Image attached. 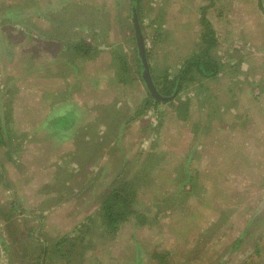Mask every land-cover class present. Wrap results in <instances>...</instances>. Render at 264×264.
<instances>
[{
    "label": "rangeland",
    "instance_id": "374dc122",
    "mask_svg": "<svg viewBox=\"0 0 264 264\" xmlns=\"http://www.w3.org/2000/svg\"><path fill=\"white\" fill-rule=\"evenodd\" d=\"M133 6L152 77L199 49L202 16L223 65L134 119L148 90L134 66ZM67 42L93 57L64 52ZM63 103L83 113L63 122L68 139ZM103 106L116 113L98 136ZM0 120V264L261 260L264 0H0ZM125 182L138 215L109 232L97 213Z\"/></svg>",
    "mask_w": 264,
    "mask_h": 264
},
{
    "label": "trees",
    "instance_id": "16d2710c",
    "mask_svg": "<svg viewBox=\"0 0 264 264\" xmlns=\"http://www.w3.org/2000/svg\"><path fill=\"white\" fill-rule=\"evenodd\" d=\"M141 0H133V4H136L137 8L140 5ZM201 24L203 26V31L200 35L201 39V46L196 51H193L189 57L185 58L181 66L178 67V69H173L172 73L166 74L164 76H158L154 77L153 80L155 83L156 88L163 96H168V99L165 100H155L148 92V96L143 99L137 110L134 112V115L132 116V119L141 117L147 110L158 104L159 102H171L173 101L178 95L180 94L181 90L185 89L188 86V82L190 83L193 81V77L195 75H199L202 79L205 78H213L216 77L223 69V65L220 62L219 59H217L216 54L214 53V49L217 46L218 42L215 37V31L211 26V23L204 17H201ZM54 33V32H53ZM49 33V34H53ZM53 35L52 37H54ZM50 36V38H52ZM132 40L134 41V49L135 52H137V47L135 43V36H132ZM89 44H80L78 42L74 43H68L65 44V50L64 52L73 53L77 56L82 55L84 58H90L93 57V49ZM150 57L149 50L147 48V58ZM116 59V65L120 67L119 72L120 73L125 66V62L123 58L121 57H115ZM136 68V72L141 76V63L140 59L138 57V54L136 53V64H134ZM151 72H154L153 69H151ZM142 80V79H141ZM120 82L125 83L124 81L119 80ZM143 82V81H142ZM144 83V82H143ZM67 105V107H65ZM174 106L180 108L181 111L183 109L186 110L187 108V102H185L183 105H177L174 104ZM60 108L63 109V115L66 117L63 118V121L61 122L63 125V122L66 119L67 124L71 125L73 124V119L78 115V109L74 105H70L69 103H63V106ZM105 112L108 116H114L116 113V110H111V107H105ZM77 113V114H76ZM54 115L52 116V119L50 121V125L54 123L55 128L61 129L60 127V121L56 118H54ZM58 121L57 123H55ZM1 122V120H0ZM50 126V128H51ZM59 126V128H58ZM66 126L63 125V130L66 129ZM1 130L2 126L0 123V142L1 137ZM56 134V133H54ZM68 136V133L62 132V135H60L61 138H65ZM3 171H1V175H3ZM129 181V180H128ZM124 182V181H123ZM131 182V181H129ZM128 184L127 182L124 183V185H117V186H111L110 190L107 192V194L103 197L100 205V212L98 214V220L101 219V222L103 221L104 227L109 231L116 233L118 230V227L121 223L129 219L131 215H135L137 218V211L134 209L133 202L135 200V192H130L129 187L125 186ZM125 186V187H124ZM128 188V189H127ZM82 227H87L86 224H82ZM89 228L87 227L85 229V232H87ZM66 240V236H64L60 244H64ZM82 238L80 241H83ZM257 256H260L264 252V242L257 248L255 251ZM259 260V259H257ZM256 260L251 259L248 260L245 264H255Z\"/></svg>",
    "mask_w": 264,
    "mask_h": 264
},
{
    "label": "water",
    "instance_id": "95a60500",
    "mask_svg": "<svg viewBox=\"0 0 264 264\" xmlns=\"http://www.w3.org/2000/svg\"><path fill=\"white\" fill-rule=\"evenodd\" d=\"M132 23L134 28V36H135V43L137 47V54L139 56V59L141 61V78L144 82V85L146 89L148 90L149 94L155 99V100H165L168 99V96H163L158 89L155 86V83L152 78L150 65L147 58V48L145 43V38L143 36L136 8L135 6L132 7ZM257 264H264V252L261 260Z\"/></svg>",
    "mask_w": 264,
    "mask_h": 264
},
{
    "label": "crops",
    "instance_id": "0c3cea01",
    "mask_svg": "<svg viewBox=\"0 0 264 264\" xmlns=\"http://www.w3.org/2000/svg\"><path fill=\"white\" fill-rule=\"evenodd\" d=\"M212 26V25H211ZM213 28V27H212ZM214 29V28H213ZM215 31V30H214ZM200 35H201V33H200ZM215 37H216V31H215ZM216 39H217V37H216ZM218 40V39H217ZM103 107H110V106H103ZM79 111V110H78ZM80 112V111H79ZM91 113H93L92 111H91ZM77 114V113H76ZM106 113L105 112H102V113H95V116L92 118L93 119V121H96V123L97 124H99L100 126H99V129H98V131L97 132H95L98 136H100V132L101 131H104L103 130V127L105 128V129H108V127H109V129H110V123H109V121H108V119H106V117H107V115H105ZM81 116H83V113L80 115V117ZM80 117H78V115L73 119L74 121H73V124H71L70 126H72V125H76L77 124V119H79V120H81L80 119ZM92 121V122H93ZM89 123V122H88ZM90 124V123H89ZM69 126V127H70ZM63 132H66V133H68V136L67 137H65V138H63V139H68L70 136H71V134H72V132L70 133V130H67V129H64L63 130ZM79 133V137H81V135L84 133V130H81V132H80V130L78 131ZM98 132H99V134H98ZM104 137H105V135H104ZM99 138H101V137H99Z\"/></svg>",
    "mask_w": 264,
    "mask_h": 264
},
{
    "label": "flooded vegetation",
    "instance_id": "af4514ba",
    "mask_svg": "<svg viewBox=\"0 0 264 264\" xmlns=\"http://www.w3.org/2000/svg\"><path fill=\"white\" fill-rule=\"evenodd\" d=\"M139 57V56H138ZM140 63H141V61H140ZM150 65V64H149ZM142 70V69H141ZM153 78V77H152ZM142 79V78H141ZM154 81V80H153ZM260 261V260H259Z\"/></svg>",
    "mask_w": 264,
    "mask_h": 264
}]
</instances>
